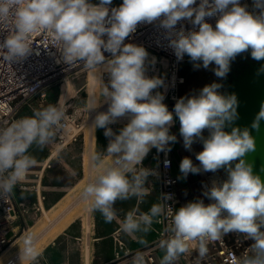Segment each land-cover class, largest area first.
<instances>
[{"label":"clouds","instance_id":"obj_1","mask_svg":"<svg viewBox=\"0 0 264 264\" xmlns=\"http://www.w3.org/2000/svg\"><path fill=\"white\" fill-rule=\"evenodd\" d=\"M111 4L112 0L97 4L90 0H0V32L8 33L0 42L4 61L26 58L33 51L34 38L45 35L60 53L58 62L83 64L109 76L108 83L102 75L98 78L97 99L90 107V111L100 107L101 97L108 105L106 111L97 112L92 127L104 129L109 143L105 155L93 153L97 174L85 185L81 198L106 223L118 220L120 231L133 239H139L138 233L149 232L155 218L170 214V234L159 241L165 253L160 264H176L193 246L204 257L208 242L230 232L254 241L236 264H264V182L243 159L254 149V140L247 129L224 130L237 118L236 95L221 94V85L212 83L198 95L179 98L173 114L161 93L153 95L164 81L145 75L148 52L142 46L124 43L141 23L159 21L171 33L179 22L188 20L198 26V31L185 34L180 30L170 39L177 60L187 55L193 62L202 61L205 69L214 63L215 75L224 78L238 54L250 49L253 59H264V0H254L258 14L249 12L240 0H199L198 5L197 0H123L119 7L109 8ZM217 13L220 15L213 28L205 18ZM129 114V122L114 133L109 125ZM174 115L180 122L185 149L191 150L198 140L203 144V150L196 154L199 166L189 157L180 162L183 176L224 169L227 179L213 182L203 193L213 201L207 205L197 199L173 212L164 204L154 203L147 212L129 211L120 220L116 202L142 198L147 193L144 184L154 172L141 165L151 148L164 151L170 142H176V136L169 134ZM65 120L66 110L49 104L34 109L32 116L0 124V198L10 196L36 165L29 149L36 145L43 150L54 144ZM261 120L264 104L252 127L258 128ZM204 130L209 132L207 138ZM107 158L110 161L106 162ZM35 244L31 234L23 238L22 260H36ZM129 264H145L143 255L134 254Z\"/></svg>","mask_w":264,"mask_h":264},{"label":"built area","instance_id":"obj_2","mask_svg":"<svg viewBox=\"0 0 264 264\" xmlns=\"http://www.w3.org/2000/svg\"><path fill=\"white\" fill-rule=\"evenodd\" d=\"M91 3L97 4L99 0H90ZM123 0H112L109 8L119 7ZM241 5H246L247 10L254 14H258V9L254 7V0H240ZM199 0H197V5ZM219 13L214 16L206 17V22L210 23L213 28L219 18ZM183 30L185 34L190 31H198V26L192 25L188 20L179 22L175 29L169 33L168 30L160 26L159 21L151 24L141 23L137 29L124 43H132L137 46H142L148 52V60L146 61L145 75L148 78L158 77L164 81L162 87L155 89L156 92L164 96L163 103L168 107L170 112L174 110L170 103H176L181 97H184L180 89L185 82V78L180 74L181 64L190 61L187 55L183 60L178 61L174 51L170 47V39L176 38V33ZM7 31L0 32V42L4 40ZM104 39H107L105 36ZM33 51L26 58L8 63L0 58V124H10L16 121L15 118L20 109L34 97L46 98L47 90L51 83L56 80L74 81L81 77L82 72L88 70L83 64H75L68 66L63 62H58L60 53L51 45L49 38L45 35H39L34 38ZM109 57L108 53H105ZM110 58V57H109ZM103 80L108 83L109 76L104 72ZM66 110L65 127L58 135L54 143L55 149L60 147L63 150L70 145L78 144L82 138L86 137L85 130L88 125V120L91 116L90 111L86 108L80 109L78 113L82 116V120L78 119L74 114H70ZM130 119V114L118 118L114 123L127 124ZM87 123V124H86ZM86 124V125H85ZM176 125L175 115L174 122L169 129V134ZM160 155V167L156 174L161 179L162 187V204L170 207L174 212L180 203L181 195L179 184L180 180L173 174V147L170 142L164 151H158ZM50 166V165H49ZM30 170L26 179L18 184L20 189L29 190L25 186L28 179H41L37 174H32ZM34 175V178H31ZM95 177L90 176L87 183ZM42 180V179H41ZM35 190L38 197V205L36 211L42 212L40 207V198L44 201L45 196L42 190H38V182ZM212 184L206 178L201 182V187L206 190ZM170 197V198H169ZM25 202H18L14 193L12 192L7 198H0V254L9 248L12 241L17 238L18 231L16 223L25 214ZM164 230L161 232L159 238L135 251L125 249V244L119 239V234L114 237L115 241V258L107 264H129L134 254H141L144 257L145 264H160L161 253H164L159 248V241L165 238L168 233V228L171 225V215H163ZM254 243L251 239H246L243 234L230 232L222 236L217 241H210L207 244V253L204 257H200L196 247L193 246L189 253L181 255L176 264H236L237 258L243 256ZM8 264H13L9 261Z\"/></svg>","mask_w":264,"mask_h":264},{"label":"crops","instance_id":"obj_3","mask_svg":"<svg viewBox=\"0 0 264 264\" xmlns=\"http://www.w3.org/2000/svg\"><path fill=\"white\" fill-rule=\"evenodd\" d=\"M175 122H176V125L172 131V135L176 136V142L172 143L173 152H174L173 153V163H174L173 174L180 180L179 189H180V195H181V200H180L179 205L177 206L178 207L177 210L181 206H184L189 202H194L197 199H202L205 205L212 203L213 201H210L207 197L203 195V193L207 191L210 187L208 186V188L204 190L201 187V182L206 180V178H208L210 182L212 181H215L217 183L222 182L227 179V172L224 169H220L216 171L215 173L202 171L197 174L189 173L187 177H184L183 174L180 172V167H179L180 162L182 161L184 157H189L190 159H192L194 165L199 166V161L196 160V154L203 150V144L202 142L198 140L192 144L191 150L185 149L183 138L180 135V122H179L178 117H175ZM203 135L205 138H207V136L209 135V132L207 130H204ZM85 145H86V138L84 139L82 138L81 142H79L78 144H73L63 150H58L57 156H54L52 158V161L54 159H57L58 156L61 154L68 153V152L72 153L73 151L79 152L80 154L79 157L81 155L83 157L84 153L81 151V149L84 148L83 146ZM50 148H51L50 154L46 156V158L43 161L48 159V157L56 150L54 147V144L50 145ZM43 161H37L35 166H39ZM141 166L144 168L150 169L152 170V172H154L153 175H149L147 177L146 182L144 184V187L147 189V193L142 198L133 196L127 200H123V201L118 200L115 204V208L120 215V220H122L124 217V214H126L129 211L138 210L139 212H147L154 203L162 204L161 179L156 174V171H159L158 169L160 167V155L156 148L154 147L151 148V150L149 151V153L143 160ZM70 170H72V167L70 168ZM34 172L36 171L33 170L32 174H34ZM31 180L32 182H37L33 179ZM41 184H42V180H41ZM30 192H31L30 190L20 189L18 185L13 189V193L18 202H23L19 199L18 197L19 195L21 196L24 195L26 197L27 194ZM64 198H62L60 201L55 203V205L50 206V208H47L48 206L46 205V200H47L46 198L43 202H44L45 207L47 206L46 207L47 210L55 209V211H57L63 207L64 204L62 200ZM25 200H28V199L25 198ZM37 200H38V197H37ZM36 205H38V201ZM72 208H74L73 205L66 207V209L62 210L63 212L61 211L60 213H57L56 214L57 216H55V218L53 219V223L50 226L49 231L46 233H52V231L57 226H59V224H61L63 221L65 222L61 227H59L58 231L56 232L58 233V235L54 239H51V241H49V243L46 246H44V252L38 254L40 255V258H39L40 264H43L44 259H42V256L53 245L61 246L62 253L66 255L67 260H65L63 264H86L84 260V255H83L84 233H94V237H95V241L93 243V248H92L93 256H92L90 264H107L115 258L114 237L117 236L118 234H119V239L123 242V244H125V249L129 251H135V250L140 249L141 247H145L155 242L159 238L161 232L164 230L163 215H161L160 217L155 218L154 221H156L157 223L153 230L147 233H141V234L138 233L137 236L139 237V239H133L129 237L127 238L120 231L118 220H114L111 223H106L104 220V217L98 211L97 212H93V211L81 212L77 215H74L71 219L66 220V217L73 210ZM38 213H39L38 211L35 212L36 215ZM40 219L37 220L36 224L33 226H37L38 224L42 223L41 222L42 220ZM22 223H23L22 218H20L15 225L16 226L15 229L18 232H20V227L22 226ZM56 223H59V224H56ZM53 225L55 226L54 228H53ZM106 240L111 241L112 248H111V253L109 254V256L104 257L101 253L98 252L97 244L102 241H106ZM164 254L165 253H161V258H163Z\"/></svg>","mask_w":264,"mask_h":264},{"label":"rangeland","instance_id":"obj_4","mask_svg":"<svg viewBox=\"0 0 264 264\" xmlns=\"http://www.w3.org/2000/svg\"><path fill=\"white\" fill-rule=\"evenodd\" d=\"M88 70L82 72L81 77L79 79L72 80V91H75L73 94L69 92V86L67 85L66 81H60L56 80L53 83H51L50 87L47 90L46 98L42 99L40 97H34L26 105H24L18 114L16 115V119H21L26 116H32L34 109H39L48 106L49 104H58L59 106H62L64 109H68V112L71 114H74L78 119L82 120V116L78 113L80 109H83L86 107V100H87V93H86V81L84 78V75H86ZM196 86V76L190 81V83L187 85V88L189 90V93L194 96V94L197 93V90L195 88ZM75 89V90H74ZM68 94V100L62 105V99H64L65 95ZM88 124L90 123V117L87 118ZM86 123V124H87ZM126 124L121 123H112L109 125V127L112 128L114 133H119V130L122 129ZM88 125L86 128V145L83 146L84 148L81 149V151L84 153V156L82 155L79 157V152L73 151L64 153L58 156L57 159H54L50 166L46 169L44 176L42 178V187L41 190L43 191V194L46 196V206L47 208H50V206L55 205L58 201H60L62 198L63 207L57 211L55 209H52V216L51 218L54 219L55 216H57V213H60L62 210L66 209V207H69L72 205L80 196L82 193L83 188L87 184L88 178H89V163H90V145L88 146ZM104 129L97 128L95 129V152H100L102 155L106 154V149L109 143L108 138L104 135ZM97 145V147H96ZM88 146V147H87ZM50 146L45 147L43 150H40L36 145H33L32 148L29 149V154H31L36 161H43L46 156L50 154ZM158 151V150H157ZM58 154V153H57ZM57 154L55 156H57ZM110 161V158H107L106 162ZM72 167V170L70 168ZM40 166H34L31 170L37 171L40 170ZM175 171V169H174ZM93 176L95 177L97 174V169L93 170ZM31 178H34V175H31ZM83 180V181H82ZM27 187H29L30 193L27 194L25 197L24 195H19V199L26 204L25 207V214L22 216V226L20 227V232L18 233V236L16 239L12 241V244L9 246L11 247V250L9 252V256L12 254H16L18 251H20V246L23 245V238L29 234H31L33 237L38 234V238L40 239L43 234L42 230L46 228L50 224V222L46 221V218L42 219V212H39L37 215L36 212V203H37V194L35 187L36 183L31 182L25 184ZM17 194V193H16ZM26 195V194H25ZM27 198L28 200H25ZM87 208V203L82 200L79 203H77V206H74V209L70 212V214L66 217V220L71 219L74 215H77L81 212H85ZM41 218V219H40ZM42 220L40 224L37 226H34V229H30L31 225H35L37 220ZM65 221H63L59 226H57L52 233L47 234L45 237L46 242L44 244L43 241L39 242L38 246H46L51 239L56 237L58 233H56L64 224ZM156 221L153 222L151 230L154 229L156 226ZM40 228V229H39ZM150 230V231H151ZM27 231V232H26ZM33 232V233H32ZM35 232V233H34ZM39 232V233H38ZM141 234V233H139ZM128 238V236H126ZM130 238V237H129ZM48 242V243H47ZM111 241L106 240L102 241L97 244V250L99 253H101L104 257L109 256L111 253ZM15 252V253H14ZM14 253V254H13ZM40 255H37L35 261H30L29 264H40L39 262ZM43 264H63V262L66 259V255L62 253L61 246L53 245L51 246L45 254L42 256Z\"/></svg>","mask_w":264,"mask_h":264},{"label":"water","instance_id":"obj_5","mask_svg":"<svg viewBox=\"0 0 264 264\" xmlns=\"http://www.w3.org/2000/svg\"><path fill=\"white\" fill-rule=\"evenodd\" d=\"M248 58L239 55L246 62L245 66L237 68L235 73L225 79L219 88L221 94H235L238 101L237 118L225 127L226 132L232 128H239L241 131L247 129L254 140V149L246 152L243 159L252 167L254 175H257L264 182V120L259 122L258 128H253V122L264 104V59L255 60L251 57V51L245 53ZM202 64V61H187L181 64L194 66ZM174 110L175 103H170ZM238 162H232V166Z\"/></svg>","mask_w":264,"mask_h":264},{"label":"bare ground","instance_id":"obj_6","mask_svg":"<svg viewBox=\"0 0 264 264\" xmlns=\"http://www.w3.org/2000/svg\"><path fill=\"white\" fill-rule=\"evenodd\" d=\"M100 75H102V79H103V75H104V72H93L92 70H89L87 71L86 75H84V78H85V81L87 82L86 83V93L88 94L87 95V100H86V110L90 111V107L92 106L93 102L97 99V95H98V78L100 77ZM66 80V83L67 85L69 86V92L71 94H73L75 91H72V81H70L69 79H65ZM72 87V88H71ZM75 90V89H74ZM68 100V94L65 95L64 99H62V105ZM100 102H101V106L98 107L96 110H93V111H90L91 113V116H90V123L88 124V146L90 145V163H89V174L90 175H93V170L95 169V166H94V162L92 161L91 157L95 151V148H94V143H95V129L92 127V121H93V118L95 117V115L97 114V112H102V111H106L107 110V107L108 105L106 103H103V97L100 98ZM86 125V124H85ZM86 135V134H85ZM60 147H58L49 157L48 159H46L45 161H43L39 166L41 167L40 170L34 172L35 174L38 175V177H40L41 179L43 178L44 176V172L46 171V169L49 167L50 163L52 162V158L58 153V150H59ZM32 173V171H31ZM41 179H37L36 181L39 183V186H37L38 190H41V187L43 186L41 184ZM212 181V180H211ZM28 183H31L32 180L31 179H28L27 180ZM213 182L215 181H212L211 183L213 184ZM83 199L81 198V196L72 204L73 206H77V203H79L80 201H82ZM40 207L42 209V217L43 219L46 218V221L50 222V224H47L48 226L46 228H44V230H42L43 234H39V235H42V237L39 239L38 238V234L36 233V235L34 236L35 238V241H36V244H35V248H36V251L38 254L44 252V246H38L39 242L43 241L44 244L46 242V236L47 234H50V233H46L49 231V228L50 226L52 225L53 223V219L51 218L52 216V210H47V208L45 207L44 205V202L43 200L40 198ZM72 207V206H71ZM74 209V208H72ZM86 211L89 212L91 211L87 205V208H86ZM63 212V211H62ZM70 212V211H69ZM88 217V216H87ZM63 218V217H62ZM60 219V218H59ZM64 219V218H63ZM92 219V218H91ZM62 220V219H61ZM56 224H59V223H56ZM91 224V222H90ZM90 226V225H89ZM55 226L53 225V228ZM89 228V227H88ZM31 229H34V226L30 228ZM27 232V231H26ZM88 232V231H87ZM55 238V237H54ZM53 238V239H54ZM95 241V237H94V233H84V239H83V242H84V247H83V255H84V260H85V263L86 264H90L91 262V259H92V248H93V243ZM48 243V242H47ZM115 245V244H114ZM11 250V247H9L8 249H6L5 251H3L1 254H0V264H8L9 261L13 262V264H29V260L27 259H21V250L18 251L16 254L14 255H10L9 256V252Z\"/></svg>","mask_w":264,"mask_h":264},{"label":"flooded vegetation","instance_id":"obj_7","mask_svg":"<svg viewBox=\"0 0 264 264\" xmlns=\"http://www.w3.org/2000/svg\"><path fill=\"white\" fill-rule=\"evenodd\" d=\"M249 50H250V49H249ZM250 51H251V50H250ZM245 53H246V52H243V53H241V54H238V55L235 57V59L232 60V61L230 62V70H229V72L227 73V75H226L224 78H220V77H217V76L215 75L213 69H214L216 66H215L214 63L211 64V65H209V67L206 69L207 71L205 72V74L207 75V76H206V79L209 80V81H207L206 84H205L204 86H206V85H210V84H212V83H217V84L222 85L223 81L231 76V73H235L236 70H237V68H240V67L246 65L245 60L239 56V55H243V56H245L246 58H248L247 55H246ZM199 65H200V64H199ZM201 69L203 70V67H202ZM202 73H204V72H202ZM195 76H196V84H197L198 81L200 80V75H199V73H198V76H197V75H195ZM195 76H194V77H195ZM194 77H193V78H194ZM206 79H205V80H206ZM184 83H186V79H185V82H184ZM204 86H198V87H199L198 93H196V94H194V95H198L199 92H200V90H201ZM218 91L221 92L220 89H218Z\"/></svg>","mask_w":264,"mask_h":264},{"label":"trees","instance_id":"obj_8","mask_svg":"<svg viewBox=\"0 0 264 264\" xmlns=\"http://www.w3.org/2000/svg\"><path fill=\"white\" fill-rule=\"evenodd\" d=\"M203 66L202 64H200L199 67H195V66H183L180 70V74L183 76V78L186 79V83H184L180 89V92L181 94L184 96V97H191L193 95H191L189 93V90L187 88V85L190 83L192 77H194L195 75L198 76V73L200 75V80L198 81V83L196 84L195 88L197 90V93H198V90H199V87L198 86H204L206 84L207 80L206 79V74L205 72L207 71L204 67H203V70L201 69ZM204 72V73H202ZM206 79V80H205Z\"/></svg>","mask_w":264,"mask_h":264}]
</instances>
